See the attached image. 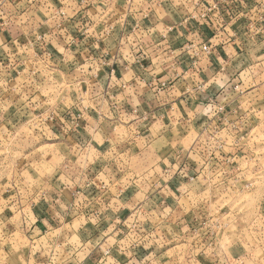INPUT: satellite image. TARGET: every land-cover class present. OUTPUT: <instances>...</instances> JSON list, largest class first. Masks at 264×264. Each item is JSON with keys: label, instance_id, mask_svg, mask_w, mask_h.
Masks as SVG:
<instances>
[{"label": "clouds", "instance_id": "1", "mask_svg": "<svg viewBox=\"0 0 264 264\" xmlns=\"http://www.w3.org/2000/svg\"><path fill=\"white\" fill-rule=\"evenodd\" d=\"M0 264H264V0H0Z\"/></svg>", "mask_w": 264, "mask_h": 264}]
</instances>
